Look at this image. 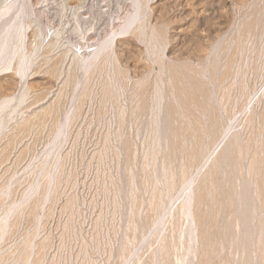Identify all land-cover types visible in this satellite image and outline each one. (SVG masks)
Listing matches in <instances>:
<instances>
[{
    "label": "rangeland",
    "instance_id": "obj_1",
    "mask_svg": "<svg viewBox=\"0 0 264 264\" xmlns=\"http://www.w3.org/2000/svg\"><path fill=\"white\" fill-rule=\"evenodd\" d=\"M12 1L0 264H264V0Z\"/></svg>",
    "mask_w": 264,
    "mask_h": 264
},
{
    "label": "bare ground",
    "instance_id": "obj_2",
    "mask_svg": "<svg viewBox=\"0 0 264 264\" xmlns=\"http://www.w3.org/2000/svg\"><path fill=\"white\" fill-rule=\"evenodd\" d=\"M25 1V0H24ZM29 1V0H28ZM79 1V0H78ZM77 2V1H76ZM3 3V2H2ZM1 3V5H2ZM20 3V2H19ZM86 0H80L79 2L76 3V5L74 6L75 9H77L79 11V9L83 8L84 6L83 5H86ZM110 3V2H109ZM120 3V2H119ZM22 4V3H21ZM27 4V3H26ZM75 4V3H73ZM93 4V3H92ZM101 4V3H100ZM42 5V4H41ZM90 5V4H89ZM26 6V5H25ZM28 6V5H27ZM86 7V6H85ZM28 8V7H27ZM120 8V7H119ZM85 9V8H84ZM22 10H25L24 6L23 5H20L17 4L16 2H13L12 0L8 1L7 0H4V5L2 8H0V26H1V29H0V61L2 59L5 60V63L2 64L0 63V71H4V70H8V69H11V63H12V59L14 57L15 54L22 56L23 57V54H22V50L24 49V31L22 33H19L21 30L19 29V34H22V35H19L17 37V34L15 35V27L17 26V23L18 21H21L23 22V14L25 11H22ZM27 10V9H26ZM22 11V12H21ZM52 12V11H51ZM58 12V11H57ZM80 12V11H79ZM78 12V13H79ZM22 13V15H21ZM33 13V12H32ZM76 13V12H75ZM97 13V12H96ZM79 14H82V13H79ZM80 16V15H79ZM139 15H136V16H132L133 18L131 20H129L130 22H133L134 20H136V18H138ZM77 19L78 18H81L82 15L80 17H78V14L77 16H75ZM131 18V17H130ZM84 19V18H83ZM7 21V23L5 24L4 21ZM25 20V19H24ZM74 20V19H73ZM72 20V21H73ZM81 20V19H80ZM82 21V20H81ZM4 22V24H2ZM33 22V21H32ZM80 22V21H78ZM77 23V22H76ZM20 24V22H19ZM22 24V23H21ZM2 25H4L2 27ZM21 26H24V25H21ZM20 26V27H21ZM19 27V26H18ZM17 27V28H18ZM19 27V28H20ZM27 27V26H26ZM35 27V26H34ZM23 29V27L21 28ZM79 29V28H78ZM128 29V28H127ZM18 30V29H17ZM22 36V37H21ZM23 40H22V39ZM19 39L20 40V44H19ZM105 45V44H104ZM88 46V45H87ZM89 48V47H88ZM105 48V47H104ZM103 50V46L101 47L100 45L97 47V50L95 52H90L88 53V57L85 58L87 59V61H85L83 58V60L85 62H88L89 64L92 63V61H95V59L97 58V56L99 55V53ZM105 51V50H104ZM24 52V51H23ZM102 53V52H101ZM76 55V54H75ZM74 56V55H73ZM76 57V56H75ZM24 58V57H23ZM22 59V58H21ZM82 60V61H83ZM19 61V60H18ZM22 61V60H21ZM24 61V60H23ZM83 61V62H84ZM28 61L26 62H22L23 64L20 63V66L23 65L22 67H16L15 69V72L16 74H18V76L24 80L26 78V64H27ZM80 62V60H79ZM85 62H84V65H85ZM88 65V64H87ZM92 65V64H91ZM30 68V67H29ZM85 68V67H84ZM85 72V71H84ZM87 72V71H86ZM85 72V73H86ZM5 112V111H4ZM2 124V123H1ZM1 129V128H0ZM62 138V137H61Z\"/></svg>",
    "mask_w": 264,
    "mask_h": 264
}]
</instances>
